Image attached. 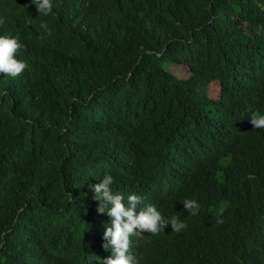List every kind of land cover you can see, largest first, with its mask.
<instances>
[{"label":"trees","instance_id":"16d2710c","mask_svg":"<svg viewBox=\"0 0 264 264\" xmlns=\"http://www.w3.org/2000/svg\"><path fill=\"white\" fill-rule=\"evenodd\" d=\"M0 16L28 64L0 73V264L109 254L91 191L106 174L187 224L149 234L142 264H264V0H53L49 16L0 0Z\"/></svg>","mask_w":264,"mask_h":264},{"label":"clouds","instance_id":"9594fccd","mask_svg":"<svg viewBox=\"0 0 264 264\" xmlns=\"http://www.w3.org/2000/svg\"><path fill=\"white\" fill-rule=\"evenodd\" d=\"M31 3L39 15L53 14V0H31ZM5 20L6 16H0V25ZM40 27L49 30L45 22H41ZM23 47L19 35H0V73L16 78L28 68L25 60L17 59ZM250 123L256 129H264V111L252 113ZM113 184V176L106 174L91 187L92 198L98 202L97 210L105 216L99 224L105 241L102 247L110 251L107 255L97 256L99 260L93 264H142L145 249L143 243L149 234L158 235L169 226L177 233L187 228L179 216L165 218L155 205L144 204L143 198L133 192L127 195L128 192L114 191ZM183 206L190 215L199 214L200 204L197 200L185 199ZM217 222L222 223L221 220Z\"/></svg>","mask_w":264,"mask_h":264},{"label":"rangeland","instance_id":"374dc122","mask_svg":"<svg viewBox=\"0 0 264 264\" xmlns=\"http://www.w3.org/2000/svg\"><path fill=\"white\" fill-rule=\"evenodd\" d=\"M169 71L180 79H186L190 76L189 70L185 66H167Z\"/></svg>","mask_w":264,"mask_h":264}]
</instances>
